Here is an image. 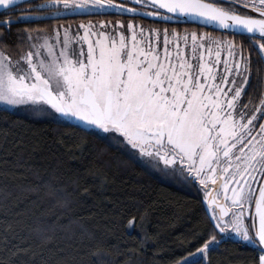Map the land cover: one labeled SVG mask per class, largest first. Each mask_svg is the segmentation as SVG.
I'll return each mask as SVG.
<instances>
[{
	"label": "snow or ice",
	"instance_id": "snow-or-ice-1",
	"mask_svg": "<svg viewBox=\"0 0 264 264\" xmlns=\"http://www.w3.org/2000/svg\"><path fill=\"white\" fill-rule=\"evenodd\" d=\"M262 69L264 0H0L5 119L25 106L70 123L201 195L208 227L171 264H203L233 235L264 264Z\"/></svg>",
	"mask_w": 264,
	"mask_h": 264
},
{
	"label": "trees",
	"instance_id": "trees-1",
	"mask_svg": "<svg viewBox=\"0 0 264 264\" xmlns=\"http://www.w3.org/2000/svg\"><path fill=\"white\" fill-rule=\"evenodd\" d=\"M36 174L52 180L50 192ZM33 184H41L31 191ZM68 198V206L60 201ZM144 219L141 221L140 217ZM136 217L134 226L128 220ZM55 225L50 239L36 229ZM6 225H11L6 229ZM208 227L201 195L128 160L103 139L25 106L0 112V259L28 264H171ZM7 235L8 242L3 240ZM146 237V239H145ZM22 251L12 257L4 245ZM252 249L225 238L203 264H250Z\"/></svg>",
	"mask_w": 264,
	"mask_h": 264
},
{
	"label": "flooded vegetation",
	"instance_id": "flooded-vegetation-1",
	"mask_svg": "<svg viewBox=\"0 0 264 264\" xmlns=\"http://www.w3.org/2000/svg\"><path fill=\"white\" fill-rule=\"evenodd\" d=\"M20 6H21V7H25L26 5H25V4H21ZM100 18L102 19L103 17H100ZM117 18H119V17H117ZM78 19H79V18H69L68 22L71 23V25H72L73 28H75ZM151 22H152V21H150V20L145 21V23H151ZM20 27H23V25H20ZM209 30H211V29H209ZM256 67H257V66H256V61H255V59H254V60H253V69H252V71H253L254 74H255V72H256ZM262 70H264V69H262Z\"/></svg>",
	"mask_w": 264,
	"mask_h": 264
},
{
	"label": "rangeland",
	"instance_id": "rangeland-1",
	"mask_svg": "<svg viewBox=\"0 0 264 264\" xmlns=\"http://www.w3.org/2000/svg\"><path fill=\"white\" fill-rule=\"evenodd\" d=\"M21 107V106H17L16 108ZM15 109V108H14ZM231 238H235L238 239L235 235H233Z\"/></svg>",
	"mask_w": 264,
	"mask_h": 264
}]
</instances>
